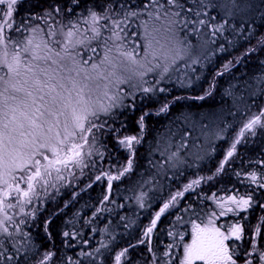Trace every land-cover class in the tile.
Returning <instances> with one entry per match:
<instances>
[{
  "label": "snow or ice",
  "instance_id": "6c2138e0",
  "mask_svg": "<svg viewBox=\"0 0 264 264\" xmlns=\"http://www.w3.org/2000/svg\"><path fill=\"white\" fill-rule=\"evenodd\" d=\"M71 2L78 6L77 0H71ZM117 3L118 10L114 8ZM17 4L18 0H0V5H6V9H0V70H6L3 75H0V84L3 85L0 89V115L6 121L0 124V264H12L14 260L19 259L21 252L25 253L23 258L28 260L29 254H34L38 250L39 246L34 242L31 233L21 228V225L27 223V217H34L37 211L34 209L30 213H25V205L31 204L32 198L37 195V184L43 187L49 185L53 179L62 181L64 179L61 174L63 169L75 166L81 169V175H84L83 170L90 166L86 157H91L97 151L99 135L103 134L107 125V119L102 120V116L114 120L116 109L135 108V103L128 104L125 100L131 97L134 101L137 92L145 96L165 92L166 89L157 88V85L160 80L166 78L172 66L178 61L183 62L186 67L197 64L203 66L204 61H209L211 56L215 55V51H209V45L216 44L217 37L223 38L230 47L235 46V38L244 32L248 33L244 37L246 40L256 39L254 45L245 49L239 57L234 58L235 63H240L250 54L264 51V31H260L264 29V0H258V2L257 0H163V2L148 0V3L142 6L135 5L132 0H111L103 6L102 13L89 8L87 17H84L85 23L89 24L93 33L91 39H100L104 30L110 32L109 36L103 38L104 57L99 64H91L92 72H89L87 68L89 60L81 58L79 51H69V48L75 49L77 45L85 43L82 39H74L78 31L77 23L72 20H69L67 24L55 21V17L62 12L72 13V7H62L59 3H52L41 14L27 18L26 22L16 23L14 13ZM145 15L147 19H141ZM253 16L258 17L260 21L255 27H253L255 20L248 23ZM132 18L140 20V27L144 29L142 33L144 55L139 59L135 43L133 42L129 47V43L126 42L129 37L126 27ZM50 19L55 21V26L48 25L47 35L50 37L59 35L63 38L61 51L49 47L47 40L39 42L36 40V33L43 32L44 29L39 24H33L32 21L43 20L47 23ZM99 21H104V23L99 24ZM158 21H163L159 27L156 26ZM229 30L233 34V40H228L224 35ZM180 31L185 32V37L177 40L176 37ZM258 31L259 36L256 35ZM188 33H195L197 36L204 33L209 36V39L192 44L187 40ZM132 35L135 36L136 33ZM157 35H160L163 43L161 39L156 38ZM53 43L59 45L61 41L54 40ZM113 50L118 53L117 56L111 55ZM227 50L223 44L219 45V52L223 53ZM92 51L95 52L96 49ZM36 61H44L45 64L51 61V64L42 68L35 63ZM64 61L71 63L72 67L66 70L69 73L75 72V77L60 76L57 70L51 67V65H59L60 68H65L62 63ZM101 65L106 69L110 67V70L100 71ZM232 66L233 60H228L216 76H222ZM156 69H162L159 73L160 80L145 87L144 85L148 84L145 76L147 73L155 72ZM192 71L194 72L195 69L193 68ZM41 74L45 79L40 78ZM21 77L23 80L19 79ZM64 80H68L71 88L62 82ZM261 80L264 81V77ZM178 82L184 85L185 83L191 84L192 80L185 73L183 78H178ZM120 85H128L130 91H124ZM214 88L215 83L210 84L209 89L203 95L196 96L194 99L205 100L212 96ZM45 89H47L48 100H45V95H40L38 98L33 95V90L43 92ZM260 91L264 92V89ZM19 93H23V97L19 96ZM227 95H232V93L228 92ZM29 98H31V104L28 103ZM37 99L43 103L37 104ZM180 99L183 97H175L172 101L166 100L156 114L167 113L171 104ZM9 101L16 102L17 106H9ZM46 113L51 119H43ZM147 115L149 113L145 112L136 121L141 133L145 128L144 121ZM189 119L190 117H185V122L187 123ZM45 124H47L46 131H44ZM108 127L112 132H120L119 128H112L110 125ZM192 127L195 128V122ZM201 127L207 128L208 126L201 125ZM257 127L264 130V107H261L258 113L249 116L242 124L212 175L192 179L183 185L182 190L169 194V198L155 212L142 233V236L148 237V240L140 239L137 242L148 245L151 260L146 261L145 264H173L170 250L179 247V241L166 245L165 250L159 254L151 245V234L156 229L158 221L162 215L175 206L178 198L200 185L202 181H210L215 175L223 172L225 166L234 157L237 145L246 138V134L255 135ZM224 131L226 128L220 129V132ZM176 134L171 129L166 133L163 140L164 148L160 153L162 157L166 156V159L163 163L152 165L157 169V174L165 168V165L176 168L180 163H186L180 155V148L186 144L185 138L191 136V131L180 132L181 144L176 147L175 151H169ZM141 139L140 135L119 137L117 142L129 153L126 163L117 169L116 174L103 171L95 176V181H100L102 177L107 178L109 193L112 190V182L119 181L122 176L133 169L136 146L141 143ZM160 143L158 141V150ZM85 147L88 149L87 153L84 151ZM48 152L51 153L50 156ZM204 158L197 156L199 160ZM17 172L26 173V176L20 175L17 178L15 175ZM53 172L56 173L54 178ZM69 175L74 174L69 172ZM248 176L252 183H257L255 172L248 173ZM17 179L24 181L26 187H21ZM51 186L56 185L53 182ZM260 186L264 187V184ZM143 195L144 193H141V197L137 198L141 207L144 206ZM9 198L15 199L16 202L6 203ZM212 198L216 199L215 194ZM108 200L109 195L105 194L100 203L104 204ZM255 203L251 194L239 197L230 195L216 199V206L220 209L219 216H225L228 213L238 216L239 212L247 211ZM259 207L264 210V204H260ZM16 208H19L17 214L24 213L25 215V218L20 219L19 222L7 212V209ZM190 209L191 205L184 211ZM102 210L97 208L92 215L96 216ZM56 214L53 213L44 222V231L49 239L51 237L49 226L52 216ZM216 218L217 213L213 211L207 216L206 223L197 224L194 220L190 221L192 224L191 241L183 243L182 255L177 258V264H264V247H257L256 241V237H260L264 242V231L261 225L258 224L255 227L252 238L248 241L250 250L242 249L236 242L243 241L247 237L245 227L239 219L228 226L225 232L221 230L223 226H216ZM176 219L180 221L181 217L178 216ZM261 219L264 220V217ZM167 234L170 237L179 235L180 241L184 240L183 234L173 231ZM78 235L80 233L76 231L62 232V236L67 238L64 240L65 245L71 247L68 240ZM83 243L87 245L89 241L84 240ZM9 244L12 251L7 246ZM135 247L136 245L129 244L117 251L113 258L114 264H122V259L128 257L129 250ZM108 248V244L101 243L100 247L92 252L81 250L79 255L89 258L99 254L103 257L104 253L101 249ZM55 256L54 251L45 250L34 264H50ZM68 259L71 261V258ZM71 264H78V262L73 261ZM89 264L92 262L90 261ZM126 264H132L130 258Z\"/></svg>",
  "mask_w": 264,
  "mask_h": 264
},
{
  "label": "trees",
  "instance_id": "16d2710c",
  "mask_svg": "<svg viewBox=\"0 0 264 264\" xmlns=\"http://www.w3.org/2000/svg\"><path fill=\"white\" fill-rule=\"evenodd\" d=\"M111 0H77L78 6L76 3H72L71 0H18V4L16 6V11L14 13V20L16 23L26 22L27 18L34 17L37 14H41L42 11L52 3H59L62 7H72L73 12L67 13L62 12L60 15L55 17V21H62L64 24H67L69 20H72L74 23H77L78 30L88 29L90 28L88 23H85L84 17H87L88 12L87 10L89 8H92L99 12V9L108 3H110ZM132 2L137 6H142L143 4L148 3V0H132ZM163 2V0H161ZM258 2V0H257ZM118 3L114 5V8L118 10ZM0 9H6V5H0ZM252 20H255V24H253V27H255L256 24H259L260 21L258 17L253 16L249 21L250 23ZM54 20H48L47 23H45L43 20H33V24H39L41 28L44 29L43 32L38 31L40 34H44L45 31L48 30V25L55 26ZM99 24H103L104 21H99ZM163 21L156 22V26L159 27ZM232 23H236V21H232ZM133 25L132 21L129 22V25L127 27H131ZM126 27V29H127ZM127 31V30H126ZM260 31H264V29H261ZM134 32V28L128 32L129 34H132ZM192 33L187 34V40L191 41L193 44H198L201 42V40H207L209 39V36L207 34L202 33L200 36H192ZM15 35V33H13ZM227 36L228 40H233V34L231 31H227L224 34ZM248 35L247 32H244L241 36L235 38V46L230 47L223 38L217 37V43L211 44V48L209 51H215V55L211 56L209 61H204L203 66L200 64L192 65L191 67H186L185 64L179 63V68L183 66V69L186 68L187 72H192L194 75V79L197 81V91L198 96L203 95L206 90L209 89V85L212 83H215V88L213 90V94L210 97H207L205 100L199 102L202 104L204 109L207 111L214 113L217 117H221V119L218 120L217 126L221 128H226V131L220 132L218 136L223 138L224 140H219V143L217 144L216 148L212 151L210 154L211 158L206 160L208 157V153L203 160H199L197 162V166L195 171L191 174V176L195 175V178L198 177H207L209 175H212L215 171L218 162L223 159L221 156L225 153L227 147L232 143L236 133L238 132L239 128L242 126V124L247 120L249 116L252 114H256L259 112L261 107H264V95L261 89H264V81L261 80L262 77H264V63H261V61H264V51H258L256 53L250 54L246 58L242 59L240 63H235L236 57H239L242 52L245 51L248 47L254 45L256 43V39L253 38L251 40H246L244 37ZM259 36V31L256 34ZM185 37V33L179 32L176 39H183ZM157 39H161L160 35H157ZM162 40V39H161ZM91 45H93V42H90ZM223 44L225 48H227V52H219L218 48L219 45ZM228 60H233V66L230 68L229 71L225 72L222 76H216V73L218 71L222 70V65L227 62ZM195 69L193 72L192 69ZM175 72V71H174ZM0 74L3 75V70H0ZM196 77H199V79H196ZM3 86L0 87L2 89ZM228 92H231L232 95H227ZM139 93V92H138ZM255 93V94H253ZM181 94V95H179ZM188 93H179L172 91L170 92V99H174L175 97H183V101L185 102L187 113H196V108L194 105L196 104L195 99L193 98H186L188 97ZM143 98V99H142ZM158 100V96H145L138 98L137 100H134L135 102V109L134 111L138 114L139 110L141 108L147 109L148 107H152ZM181 100V99H180ZM172 107V104L169 108V111ZM168 111V113H169ZM151 111H148L150 113ZM222 114V116H221ZM169 117V116H168ZM191 117V116H190ZM3 118V116H0V119ZM164 116H161V122L162 127L158 128L156 130H162L168 132L169 129H171L172 132L177 133L173 139L180 136L179 129L180 126H175V122L170 120L168 118V125L164 121ZM132 121V120H131ZM193 123V120H188V122L183 125V127L188 128L189 123ZM132 124L127 123L123 125L120 129V132L118 133V138L122 137V135H130L134 134L133 130L131 129ZM112 128H115L111 126ZM107 134L111 135L113 139H117L116 132H112L110 130H105ZM163 131V132H164ZM131 132V133H130ZM230 132L233 135L232 141L223 149L224 144L227 143L225 140V133ZM156 133H162L157 132ZM217 136V138H218ZM216 136H213V138ZM211 138V137H209ZM108 140L104 134L99 135V143L96 145V147L100 150V152L103 154L102 157L97 159V161H94V164L90 167L91 169H98L99 171H107L112 172L114 170H117L118 168H121L124 165L123 160L120 159L119 156H116L113 151L112 147L110 148V142L108 143ZM118 140V139H117ZM116 140V142H117ZM118 143V142H117ZM262 148L264 152V130L257 127L256 134L250 135L246 134V138L242 139L241 143L237 145V149L242 151V154L239 158L234 160L232 164L225 166L226 174H229L232 176L231 178L235 181H238V178L240 176V172L243 171L245 174L255 172L257 176V182L264 179V163L257 162L254 160L256 151L259 148ZM87 147H85L84 151H86ZM223 149V150H222ZM206 151V147H205ZM139 152V151H138ZM207 152V151H206ZM150 153V152H149ZM149 155L151 157L150 154ZM235 153L234 156H237ZM87 158V157H86ZM152 158V157H151ZM134 160L139 164L141 157L139 159L137 158V154L134 158ZM140 165V164H139ZM75 166H70L69 172H72L76 169ZM97 170V171H98ZM93 173V172H92ZM239 173V175H237ZM139 175H137L138 178ZM190 176V177H191ZM220 173L215 175L212 180H205L202 181L199 187V193L195 192V194H199V199L197 198H191L189 200V203L181 205V208H186L191 204H205L206 199L208 196L209 191H215V192H223L225 189H230V187L226 184L225 180H221L219 177ZM91 176L88 175L86 177V180H88ZM131 177V175H125L124 184L120 185L118 188L112 187L111 192L109 193L108 190H106V186H98L96 187L93 185L90 189L96 190L94 194L89 193L87 195L88 198L82 199L81 202L82 208L80 210V214L82 216H79L77 218L79 221H84L88 219L92 214V211L95 212L97 208L103 209L101 212H98L96 216H92L90 219H94L93 225L88 226L82 231V234L79 238L78 244L83 248V250H89L92 252L94 249V245H96V248L100 247V243L108 244V249H101L102 252H104V256L100 260V264H111L112 260V251L108 252L109 249H112L111 247V239L113 237L120 233L121 231L126 232V230H132L134 232L140 231L138 229L139 224L132 225L131 222H135L139 215L142 214V219L144 218L145 212H149L148 209H145V202L142 197L143 201V207L140 206V201H138V197H141L139 195V192H136L134 189V182L133 183H126L128 179ZM189 177V178H190ZM136 178V176H135ZM188 178V179H189ZM170 179L172 183L170 182L169 188H165L164 182L156 178L154 180L156 187H163V189L172 190L173 187H177L180 183V181H177V177L170 176ZM192 180V179H191ZM243 183L242 180L239 181V186ZM41 185V184H40ZM257 183L250 182L247 185V191L245 192L247 194H251L254 201L259 199H264V191L260 192L259 190H256ZM231 190V189H230ZM233 191H240L241 189L234 188ZM105 194L109 195V200L105 201L104 204H102L101 207L97 205L96 202H99V195ZM202 197V198H201ZM132 206L135 207H141L142 210H139L137 213L133 215L131 212V209H133ZM258 207L254 204L252 208L248 211L249 217H256L259 216V212L257 211ZM51 210V208H50ZM181 210V209H180ZM179 210V211H180ZM40 213V214H39ZM49 213L48 211L44 212L40 210L39 212L36 211L37 217H44L45 215ZM49 215V214H48ZM57 217H63L62 214L56 215ZM74 218V217H73ZM141 219L139 220V222ZM77 222V223H78ZM66 223V222H64ZM70 224V223H69ZM76 223H71L70 226L75 225ZM141 224V223H140ZM100 225V226H99ZM41 226V223H40ZM90 227V228H89ZM89 228V229H88ZM39 229V228H38ZM37 229V230H38ZM95 229V231H93ZM164 228H163V231ZM100 233L102 234V238L98 239H92V234ZM84 240L89 241L87 245L83 243ZM94 242L93 244H90V242ZM131 241V240H130ZM129 240L123 241L121 247H119L117 250H120L121 248H124L128 246V243H130ZM159 242V240L157 241ZM156 242V243H157ZM64 243L57 241L56 247L62 246ZM9 250L12 251L11 245H7ZM155 248H157L156 244L154 245ZM146 247L145 245L136 246L135 248H132L129 250V254H136L139 253H145ZM81 250L76 249H69L64 254H62V262L63 264H71V262L75 261L77 262L78 259H80V264L83 260L87 259L83 256H80L79 253ZM99 254H96L98 256ZM68 258H71V261H69ZM123 260V259H122Z\"/></svg>",
  "mask_w": 264,
  "mask_h": 264
},
{
  "label": "bare ground",
  "instance_id": "6f19581e",
  "mask_svg": "<svg viewBox=\"0 0 264 264\" xmlns=\"http://www.w3.org/2000/svg\"><path fill=\"white\" fill-rule=\"evenodd\" d=\"M99 12H101V13L103 12V7H101L99 9ZM248 23H250V21H248ZM180 32L185 33L183 31H180ZM210 48H211V45H209V49ZM190 73H191V75L189 77H191L193 79V81H194L193 85L188 84L186 86H181V84H178L176 76H174L173 78L167 77L164 80H160V83L157 85V88H164V89H166V91L163 93H161V92L155 93V95L158 96V100L152 107L150 106L147 109L141 108L139 110L138 114L134 111L135 108L117 109L115 111L116 117L114 120L106 118L107 123L110 124L111 126L115 127V128H121L123 125H125L127 123L132 124L131 129L133 130V132L136 135L142 136L141 143L136 146L137 158L139 159V157H141V160L139 163L140 165L134 160L135 174L140 175L142 177L146 176L145 179H148L149 176L154 175L164 182L165 188L171 187L170 186V182L172 183V181L170 179L171 175L173 177H177V181L179 180L180 183H183L184 181H186L191 176V174L195 171L198 159L196 158L195 155H193L192 158L190 155L188 160L186 161L185 167H183V168L169 167L167 170V174H165V175L157 174V169L152 166V163L157 164V163H161V161H163V157L161 156L160 153L164 147H163V144L160 143L159 144V150H158L159 139L157 136L158 133H156V131L157 132H163L165 129V128H163L162 130H156V129L162 127L161 116L162 115L164 116V120H162V121H164L166 123V125H168V118H170V120L175 122V126H180L181 128L179 129V134L182 131H189L188 128L183 127V125L185 124V117L191 116L190 120H193L196 124H198L200 126L201 125H207L208 126L207 128L201 127V129L205 133H210L218 124L217 116L214 113H211V112L207 111L206 109H204V107L199 102V100H196V99H195L196 104L194 105V107L197 110H196V113H194V114L187 113L186 106H185L186 104L183 101V99H181L179 101H174L172 103V107H171L169 113L168 112L167 113H161L159 115L156 114L159 107L166 100L172 101V99L169 98L170 92H172V91L179 92V93H188L189 95L186 98H193L194 99V97L198 96L199 93L197 91V82L194 79L193 73L192 72H190ZM150 83H152V82L151 81L148 82V84H146L145 87L151 86ZM154 83H152V84H154ZM139 95L145 96L142 93ZM179 95H181V94H179ZM263 95H264V93H263ZM125 103L132 104L135 102L132 100L131 97H128L125 100ZM148 111H151V112L149 113V115H147L145 117V121H144L145 128H144L143 133H141L140 128L137 125L136 121L138 120V118L142 114H144L145 112H148ZM103 134L107 139H109L108 143L109 142L111 143L110 148L112 147L113 153L116 156H119L120 159L123 160V162L125 164L129 154L124 150L123 147H121L119 145V143H117L115 140H113V137L111 135L107 134L105 131H103ZM232 138H233L232 133H230V132L225 133V140L227 141V143L224 144L223 149L232 141ZM212 139L213 140L210 139L209 143H207L205 145L206 151L208 153V157L206 158V160L208 159V161H209V158H211L210 154L216 148L217 144L219 143V140H224L221 137L220 138L214 137ZM180 143H181V140L178 142V145ZM194 145L196 146V143H194ZM177 146L172 145V147L170 148L169 151H175ZM197 148H198V146H197ZM181 152L182 151H180V154H182ZM237 152H238V155L235 157L239 158L240 155L242 154V151L236 149V154H237ZM148 153L150 155L152 154L153 158L150 157L148 159L149 155H146ZM254 160H256L257 162L264 163V152H263L261 147L256 151ZM150 161H151V163H150ZM189 165H190V167H189ZM90 167L91 166H89L88 168H85L83 170L84 174L89 173L91 171ZM101 172H103V171H96L91 176V180H95V176L100 175ZM159 172L162 173L161 171H159ZM71 173H73L74 175H70L69 177L64 178L63 182L70 181V179L72 177L80 176L81 175V169L76 168ZM219 177L221 178V180L226 181V184L230 187V189H234L236 187V184L238 183L237 180L235 181L234 179L231 178L232 176H230L229 174H226V169L220 173ZM243 186H244L245 190L247 191V183H245ZM61 188H63V189L60 191H57L58 190L57 189V190H52L50 192H47L42 197V200L45 201V203L51 208L53 213H57L56 215H59V214L63 215V217H57V218L55 217L56 215L52 216V222L49 226V232L51 233L50 239L45 234L44 222L53 213L51 215L45 217V218H38V217L34 218L33 216H29V218H27V221L34 218L31 221V227L29 225H26V226L21 227V228L24 231L31 233L34 242L39 246L38 250L35 251L34 254H29L28 260H25L23 258L25 256V253L21 252L19 254V259L14 260L12 262V264H34L35 260L38 259L40 257V255L45 250H49V249L56 253V256L53 258V260L50 262V264H62V254H64L66 251H68L69 249H76V251L77 250H83V248L78 244V241H79V238L82 234V231H84V229L86 227H88L89 225L90 226L93 225L94 219L88 220L89 218H92L93 215H91L88 219H86L84 221H79L75 225L70 226L69 223L72 219L71 210H72L74 204L78 200L88 198L87 195L89 193L94 194L95 192L92 191L89 187H87L84 184H78V185L69 186L67 188H64V187H61ZM194 194H195L194 190H192V189L189 190L188 192L185 193V195L183 197H180L179 204L183 205V204L188 203L189 200L194 196ZM74 196H75V198H73ZM98 198H100V196ZM143 200L146 204L145 209H148L149 212H145L144 218L141 219V221H140L141 224H139V227H138V229L140 231L134 232L132 230H126V232L121 231L120 233L116 234L113 237V239H111L112 249H109L108 252L113 250L112 251V254H113L114 251H116L119 247H121L123 241H125V240L130 241L131 240V241L136 242L142 236V233H143L145 227L149 225L150 220L154 217L155 212L158 211L157 209L150 207V196L143 197ZM69 203L71 206L69 205ZM96 203L98 205L99 202H96ZM65 204L70 206V207L68 206L66 210H65V208H66ZM26 213H29V212H26ZM92 213H93V211H92ZM80 216H82V215H80ZM145 219L146 220L150 219V220L148 222H146ZM64 222H66V223H64ZM86 222H88V223H86ZM40 223H41V226H40ZM10 230H12L11 226H10ZM64 231H68V232L76 231V232L80 233V235L76 236L75 238H71L68 240V242L72 245L71 247L66 246L64 243V240L67 239V238H64L62 236V232H64ZM99 237H102V235L100 233L92 234V236H91L92 239L99 238ZM57 241L62 242L64 244L57 248L56 247ZM96 245H94L93 249L96 248ZM101 258L102 257H100L99 255L95 256V257H89V258L83 260L80 264H89L90 261L92 262V264H100ZM80 259L77 260L78 263H79Z\"/></svg>",
  "mask_w": 264,
  "mask_h": 264
},
{
  "label": "rangeland",
  "instance_id": "374dc122",
  "mask_svg": "<svg viewBox=\"0 0 264 264\" xmlns=\"http://www.w3.org/2000/svg\"><path fill=\"white\" fill-rule=\"evenodd\" d=\"M141 19H147V16L145 15V16L141 17ZM131 21H132L133 25L131 27H127L126 30H127V32H130V30L132 28H134V32L133 33H136V35L133 36L132 34H129L128 40L126 42L129 43V47H131V44L133 42L135 43L136 48H137V52L139 54L137 56V58L139 59L140 57H142L144 55V48H143L144 40H143V36H142V33H143L144 29L142 27H140V20H137L135 18H132ZM109 35H110V32H108L107 30H104L102 37L100 39H98V40H94V39H91V37L93 36V33L91 32V29L90 28H88L87 31H85V29L78 30L77 33H76V37H74V39H82V40L85 41V43L83 45H77L75 49L69 48V51H73V52L79 51L81 53V58H83L85 60H89V63L87 65V68H88V71L89 72H92L91 64H93V63L99 64L100 63V60L105 55L104 46H103V38L106 37V36H109ZM191 35L192 36H195L196 34L195 33H192ZM156 38H157V36H156ZM36 40H37V42H39L41 40H47L49 42V47L54 48L56 51H61V48L63 46V38L62 37H60L59 35L56 36V37H50V36L47 35V31H45L44 34H40V33L37 32L36 33ZM54 40H60L61 43L59 45L54 44L53 43ZM90 42H93V45H91ZM161 43H163V40H161ZM156 47H158V45H156ZM92 49H96V51L93 52ZM111 55L112 56H117L118 53H116L115 50H113V52H112ZM89 57H91V59H89ZM149 59H151V57H149ZM161 62H163V61H161ZM35 63H38L40 65V67L44 68V67H47L48 65H50L51 64V61H48L47 64H45L44 61H36ZM62 63H64L65 68H60L59 65H51V67L53 69H56L57 70V73L60 76H65V77L73 76V77H75V75H76L75 72L69 73L66 70L67 68L72 67L71 63L69 61H64ZM179 63H182V62L178 61L176 65L172 66V70L167 74L166 78L167 77L173 78L174 76H176L177 77V81H178V78H183L185 73H187L188 76L191 75L190 72H187L186 71V68L183 69V66H181L179 68ZM99 70L100 71H108V70H110V67L106 69L105 66L101 65V68ZM161 70L162 69H156L155 72L147 73V75L145 76V80H147L148 82L151 81L152 83L156 82L157 80H160L159 73H160ZM4 71H6V70H3V72ZM50 74H52V73L50 72ZM40 78L41 79H45V77L43 76V74L40 75ZM19 79L23 80V77H21ZM191 80H192V83L191 84L193 85L194 84V81H193L192 78H191ZM62 82L68 88H71V84L68 82V80H64ZM178 84H180V83L178 82ZM186 85H188V84L185 83L184 85H181V86H186ZM1 86H3V85L0 84V87ZM26 87H27V85H26ZM120 88L123 89L124 91H130L128 85H120ZM112 90L115 91V89H112ZM46 92H47V89H45L43 92H36L35 90H33V95L36 96L37 98L40 95H45V100H48L49 98L46 95ZM18 95L21 96V97H23L24 94L23 93H19ZM154 95L155 94H148L147 96H154ZM28 103L31 104V98L28 99ZM41 103H43V102L42 101H39V99H37V104H41ZM8 104H9V106H12V107L17 106L16 105V102H13V101H9ZM45 106H47V105H45ZM43 119L44 120H48V119H51V118L48 117L47 116V113H46L45 114V117ZM62 119L63 118L61 117V120ZM101 119L102 120L103 119H106V117H103L102 116ZM3 122H6V121H4V118H1L0 119V124H2ZM108 125H110V124L107 123V125L105 126L104 131L105 130H110L109 127H108ZM192 125H193L192 122L188 124V130L191 131V136H188V137L185 138L187 142L184 145V147H181L180 148V151H182L181 152L182 154H180V155H181V157H182V159L184 161H187L190 155H191V158L193 157V155H195L196 158H197V156H203V157L206 156L207 152L205 151V145L207 143H209L210 139L213 140L212 139L213 136H216L217 137L220 134V128L217 125H216V127L210 133H205L201 129V126L198 125V124H196V123H195V128H193ZM46 129H47V124H45L44 131H46ZM166 133L167 132L164 131L162 133H158L157 134L158 139H159V141L162 144H163V140L165 139ZM116 134H117L116 137L118 139V133H116ZM122 136H124V135H122ZM209 137H211V138H209ZM113 140H115V139H113ZM180 140H181L180 136H178L177 138H175V140L173 139V144L172 145H176L177 146L178 145V142ZM194 143H196V146L194 145ZM197 146H198V148H197ZM163 147H164V144H163ZM87 150L88 149H86V151ZM125 151L128 153L127 150H125ZM47 154L49 156L51 155L50 152H48ZM97 154H98V152L95 151L92 156H97ZM92 156L91 157H88V160L89 161L92 159ZM151 157H152V154H151ZM37 158L39 159L40 157H37ZM149 158H150V156H148V159ZM165 159H166V156L163 157V161H161V163H163ZM236 159H237V157H235V156L233 158H231L230 163L227 164L226 166L232 164V162L234 160H236ZM154 164L155 163H152V165H154ZM185 165H186V163H180L178 167L179 168H183V167H185ZM169 167L170 166L165 165V168L163 170H160L162 173L159 172V174L160 175L167 174V170H168ZM67 173H69V169H68ZM23 174L24 173H21V172L15 173V175L17 177H19L20 175H23ZM129 175H131V177L128 179V181L126 183H128V182L129 183H133L134 182V185H133L134 186V189L136 190V192H139L138 193L139 195H141V193H144V195L147 197L149 193H150L149 195L158 193V190L160 188L159 189H155V188H158V187H156L155 186V183H154V180L157 178L156 176L151 175V176H149L148 179H145L146 176L145 177H142V176L139 175L138 178H137V175L135 174L134 165H133V169L131 170V172H130ZM135 176H136V178H135ZM240 176L241 177L238 178V183H239V181L241 179L247 177V175L243 171L240 172ZM121 181H122V178L119 181H113L112 182V184H113L112 187H114L115 189L118 188L120 186ZM146 181H147V183H146ZM53 182L55 183L54 179H53V181H51V184ZM238 183L236 184V186L238 185ZM23 184L26 185L25 182H23ZM106 184H107V180H106ZM39 186H40V184H37V186H36V193H38ZM45 188H46V192H47V187H45ZM45 188H41V190H45ZM53 188L54 187L51 186V189H53ZM161 188H163V187H161ZM62 189L63 188H60L57 191H60ZM160 191H161V189L159 190V192ZM213 194H215L216 199L226 198V197H228L230 195H236L237 197H239V195H237L235 193V191H233L232 189L231 190H228L227 193H225V190H223V192H219V193L212 192L207 197V201H206L205 204H202V205L197 204L196 206L192 207L190 210L186 211L187 215L185 216V220L182 221V222L177 221V219H176L178 216L181 217V215H178L177 217H173V216L171 217V216H169V214L166 215V216H163L164 219H167V222H168L167 228L168 229H171V230H175V229H178L181 224H184V226L187 227V229H188V231H189V233L191 235L192 224H191L190 221H193L194 220L197 224L206 223L207 222V216L211 212H213V211H215L217 213V218H216V221H215L216 226L218 224L222 223L223 222V219H225L226 217H239L241 215L242 211L239 212L238 216H237V214H234V213H228L225 216H219L220 209L216 206V199H213L212 198L213 197ZM194 195H195V197L199 198L198 195H196V194H194ZM42 202H45V201H43V200L35 201L34 200V197H33L32 198V203L29 204V205H25V213L26 212H29V213L32 212L33 209L34 208L36 209L37 205L39 203H42ZM256 206L258 207V204L257 203H256ZM47 207H48L47 204L40 205V206H38L37 210L38 209H45ZM132 207H133V209H131V212L133 213V215L135 213H137L139 210H142L141 207H135V206H132ZM18 212H19V208H16V210L14 211V213L12 215L13 218L17 222H19L20 219L25 218L24 213L17 214ZM48 212H50V214H51V211L50 210ZM79 212H80V207L79 206H73V208L71 210V215H72V217H74L73 221H75L77 219V217L79 215ZM247 215H248V212H247ZM35 217H37V214L36 213H35L34 218ZM27 218H29V216ZM33 219H30L29 221H27V223L25 224V226L26 225H31V221ZM149 220H146L145 219L146 222H148ZM137 224H140V222L138 220H136L135 222H131V226L132 225H137ZM21 227H23V225H21ZM217 227H219V226H217ZM221 230L223 231V227H221ZM162 231H163V225H160L158 227V236H159V238L162 237V235H161L162 234ZM155 244H156V242L154 244H151L152 247ZM155 250L157 251L158 254L159 253H162L161 250H160V248L159 249L157 248ZM117 251L118 250L114 251L113 254H112L111 264H114V259L113 258H114V255H115V253ZM181 255H182V253L177 254V256L175 257V264H177V258H179ZM129 258L131 259L132 264H137V262H139V264H145L146 261H150L151 260V256L148 253V248L145 250V253H139V252H137L136 254H128V257H126V258H124L122 260V264H126V261Z\"/></svg>",
  "mask_w": 264,
  "mask_h": 264
},
{
  "label": "flooded vegetation",
  "instance_id": "af4514ba",
  "mask_svg": "<svg viewBox=\"0 0 264 264\" xmlns=\"http://www.w3.org/2000/svg\"><path fill=\"white\" fill-rule=\"evenodd\" d=\"M261 184H264V179L261 180ZM260 201H261L260 204H264V199L263 200L261 199ZM69 205H70V203H69ZM69 205H67V207ZM67 207L65 208V210L67 209ZM176 208H177V202H176L174 207L170 208L168 210V212H166L164 215H162V217H161L160 221H158V223H160L161 220L164 219L163 216H166L168 214H169V216L173 215L175 210H176ZM262 217H264V210H261L260 213H259V216H256V217L243 216V217H240V218L229 219V222H228L227 227H226V231H227L228 226H230L231 224L237 222V219H239L240 223H242L244 225V227H245V235H246L247 239H245L243 241H237L236 243L240 244L242 249H249L250 250L248 241L252 238V235H253L255 227L259 224V225H261L262 231H264V220L261 219ZM232 220H234L235 222H232ZM180 234L184 235V240H186L188 238V236H189L188 233H180ZM141 237H143V236H141ZM175 237L177 239H179V235H177ZM143 238L145 240H148V237H143ZM169 238H170V236H168V234L166 233L165 238L162 240L163 241V245L162 246L171 244V242H169V240H170ZM158 240H159L158 233H152L151 234V244H154ZM256 241H257V247H264V242L261 241L260 237H256ZM179 244H182V242H179ZM135 245L136 246H141L143 244H138L136 242ZM144 245H147V244H144ZM172 260H173V264H175L174 258H172Z\"/></svg>",
  "mask_w": 264,
  "mask_h": 264
}]
</instances>
